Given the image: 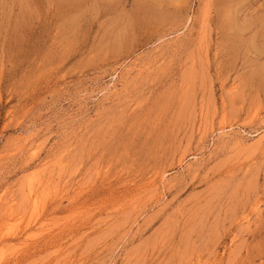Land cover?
<instances>
[{
  "label": "rangeland",
  "instance_id": "rangeland-1",
  "mask_svg": "<svg viewBox=\"0 0 264 264\" xmlns=\"http://www.w3.org/2000/svg\"><path fill=\"white\" fill-rule=\"evenodd\" d=\"M0 264H264V0H0Z\"/></svg>",
  "mask_w": 264,
  "mask_h": 264
}]
</instances>
